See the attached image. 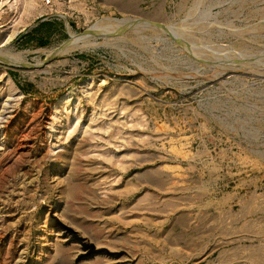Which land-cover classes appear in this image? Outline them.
<instances>
[{"label": "rangeland", "instance_id": "rangeland-1", "mask_svg": "<svg viewBox=\"0 0 264 264\" xmlns=\"http://www.w3.org/2000/svg\"><path fill=\"white\" fill-rule=\"evenodd\" d=\"M0 58V264H264V0H0Z\"/></svg>", "mask_w": 264, "mask_h": 264}, {"label": "trees", "instance_id": "trees-1", "mask_svg": "<svg viewBox=\"0 0 264 264\" xmlns=\"http://www.w3.org/2000/svg\"><path fill=\"white\" fill-rule=\"evenodd\" d=\"M47 28V30H49L50 32L51 31H55L57 29V27L54 26V22H51V21H45V22H42L36 29L37 33L43 35L45 34L43 29ZM49 31L46 33L47 36L50 35Z\"/></svg>", "mask_w": 264, "mask_h": 264}, {"label": "bare ground", "instance_id": "bare-ground-1", "mask_svg": "<svg viewBox=\"0 0 264 264\" xmlns=\"http://www.w3.org/2000/svg\"><path fill=\"white\" fill-rule=\"evenodd\" d=\"M112 22H113V21H112ZM116 22H117V21H116ZM106 23H107V22H106ZM110 23H111V22H110ZM110 23L108 22V23L105 24V25H108V24H110ZM113 24H115V22H114ZM119 24H120V23H118V25H119ZM121 24H122V23H121ZM115 25H117V24H115ZM115 25H114V26H115ZM103 26H104V24H102V27H103ZM114 26H113V28H114ZM99 27H100V25H99ZM99 27L97 26L96 28L98 29ZM102 27H100V28H102ZM104 27H105V26H104ZM108 27H109V26H108ZM96 28H94V29H96ZM100 28H99V31H100ZM110 28H111V25H110ZM115 28H117V27H115ZM97 29H96V30H97ZM92 30H93V29H91V31H92ZM96 30H95V32H96ZM104 31H106V30H104ZM86 32H87V31H86ZM101 33H102V31H101ZM77 35H78V34H77ZM77 35H76V36H77ZM79 35H80V34H79ZM91 35H92V34H91ZM91 35H90V36H91ZM98 35H99V34H98ZM101 35H102V34H101ZM74 36H75V35H74ZM96 36H97V34H96ZM99 36H100V35H99ZM81 37H82V36H81ZM83 37H84V36H83ZM83 37H82V38H83ZM88 37H89V36H88ZM88 37H87V38H88ZM94 37H95V36H94ZM90 38H91V37H90ZM90 38H88V39H90ZM74 40H75V39H74ZM76 40H77V39H76ZM83 40H84V42H86V40H85L84 38H83ZM79 41H80V40H79ZM70 42H71V41H70ZM74 42H75V41H74ZM71 43H72V42H71ZM76 43H77V42H76ZM76 43H75V44H76ZM79 43H80V42H79ZM87 43H89V41H87ZM82 45H83V44H82ZM82 45H81V46H82ZM84 45H85V44H84ZM86 45H87V44H86ZM89 45H90V44H89ZM62 46H63V45H62ZM67 46H68V45H66L65 47H67ZM69 46H70V44H69ZM74 46H75V45H74ZM74 46H73V47H74ZM78 46H79V45H78ZM78 46H76V47H78ZM81 46H80V47H81ZM73 47H72V48H69V49L71 50V49H73ZM67 48H68V47H67ZM69 49H68V50H69ZM53 54H54V53H53ZM12 55H14V54H12ZM10 57H11V55L9 56V58H10ZM5 60H6L7 62H9L7 59H5ZM10 61H11V60H10ZM12 61L15 62V63H21V61H19V60H15V59H13V58H12ZM13 62H12V63H13ZM20 142H21V141H20ZM20 142H19V143H20Z\"/></svg>", "mask_w": 264, "mask_h": 264}, {"label": "water", "instance_id": "water-1", "mask_svg": "<svg viewBox=\"0 0 264 264\" xmlns=\"http://www.w3.org/2000/svg\"><path fill=\"white\" fill-rule=\"evenodd\" d=\"M39 23H40V22H37L34 26H32V28H33V27H36ZM150 24H151V25H154V26H156V27H158V28H161V29L164 31V28H163L160 24L155 23V22H151V21H150ZM32 28H30V29H32ZM28 31H29V30H28ZM28 31H27V32H28ZM84 32H85V31H84ZM82 33H83V32H82ZM173 39L176 40V41H180L179 39H177V38H175V37H174ZM0 59H1V60H5V59H2V58H0ZM5 61H6V60H5ZM6 62H7V61H6ZM8 63H9V62H8ZM23 66H24V65H23Z\"/></svg>", "mask_w": 264, "mask_h": 264}, {"label": "crops", "instance_id": "crops-1", "mask_svg": "<svg viewBox=\"0 0 264 264\" xmlns=\"http://www.w3.org/2000/svg\"><path fill=\"white\" fill-rule=\"evenodd\" d=\"M42 22H45V20H41L40 23H39L38 25H40ZM38 25H37V26H38Z\"/></svg>", "mask_w": 264, "mask_h": 264}]
</instances>
